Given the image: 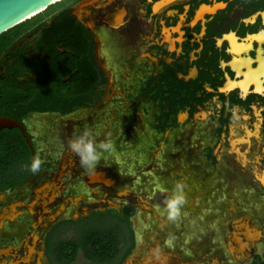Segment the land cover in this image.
Wrapping results in <instances>:
<instances>
[{
    "label": "flooded vegetation",
    "instance_id": "flooded-vegetation-1",
    "mask_svg": "<svg viewBox=\"0 0 264 264\" xmlns=\"http://www.w3.org/2000/svg\"><path fill=\"white\" fill-rule=\"evenodd\" d=\"M88 1L78 0L29 32L15 29L0 51V117L17 120L28 137L17 127L0 129V194L5 196L0 199V216L8 205L7 196L17 203L22 189L31 194L33 183H42L43 172L50 180L51 171L57 174L61 162L60 153L47 141L50 161L42 160L38 172L29 169L19 178L22 164L18 139L10 137L23 139L30 165L33 158L44 154L41 139L45 134L34 127L41 124L38 116L51 118L44 122L51 130L55 120H78L93 111L96 120H85L73 135L96 128L98 142H111L112 136L119 134L124 146H133L128 157H140L141 167L142 160L162 143L171 152H180L179 166L184 168L186 151L182 149L187 138L191 146L198 145L207 176L205 184L202 167L190 158L196 187L205 190L220 182L225 189L224 208L211 225L222 226L226 246L250 247L246 259L238 264H264V76L243 80L248 69L255 70L259 59L264 58V37H259L264 33V0H93V23L85 16ZM60 15L75 18L83 33V46L74 51L55 44L61 51L55 57L48 52L51 39L43 33ZM104 24L118 30L124 68L117 72L127 100H133L130 115L136 116L137 123L122 114L129 116V104L118 109V97L112 94L109 98L114 89L109 83L112 72L99 54ZM63 67L69 73L58 82L56 77ZM105 94L107 103L103 102ZM118 116L125 122L122 128H132L131 139L125 129L118 130ZM140 123L149 132L148 144L144 143L147 136L139 129ZM176 139L181 142L175 144ZM112 158L111 153L103 166L113 165ZM126 210L133 240L136 208L129 199L121 201L119 208L95 209L76 218L73 213L64 216L43 236L47 263L52 264L47 247L55 228L61 227L58 235L62 236L69 223L90 214L124 216ZM33 221L34 216L23 213L12 223L0 219V264H11L16 259L12 248L21 246L22 236L37 232ZM132 240L121 263L129 256Z\"/></svg>",
    "mask_w": 264,
    "mask_h": 264
},
{
    "label": "water",
    "instance_id": "water-1",
    "mask_svg": "<svg viewBox=\"0 0 264 264\" xmlns=\"http://www.w3.org/2000/svg\"><path fill=\"white\" fill-rule=\"evenodd\" d=\"M57 1L60 0H0V34L30 19L44 7L55 4ZM92 2L93 0H89L85 3L87 4L85 16L93 23L96 13L90 4ZM115 29L104 24L100 31L99 42V54L105 62V68L112 72L109 83L114 89L109 98L112 97V94L118 97V109L123 106L128 107L129 104V116L125 112H121L125 119L129 117V121L137 123L136 116L130 115V104L133 100H127L124 94L126 88L121 89L122 82L117 72L124 68L122 63L124 59L120 52L118 30ZM259 37H264V33ZM258 74L264 76V58L259 59V65L255 70L248 69L243 80L247 82L249 79H257ZM106 97L107 94L104 95L103 102L107 103ZM136 104L134 103L133 106L135 107ZM95 113L89 111L87 114L81 115L78 120L71 118L55 120L51 130H47L44 123L47 116L41 115L36 118L41 124L35 123L34 127L42 129L45 134L41 139V148H43L44 154L39 158L50 161V149L46 145L48 141L53 149H57L60 153L61 162H59L57 174L51 171L50 180L45 179L43 172L40 185L33 181L31 194L28 195L25 188L22 189L17 203L12 201L11 196L6 197L8 205L2 209L0 219H8L12 223L15 216L23 213L25 216H34L35 221L33 222L36 223L35 228L37 229L35 234L29 232L26 236H22L20 247L12 248L16 259L11 264H48L41 242L44 234L56 222L71 213H73V218H76L95 209L119 208L121 201L126 199L135 205L136 215L134 226H132L134 236L130 247L132 249L121 264H238L246 259L245 257L251 251L250 247L245 250L246 247H234L231 243L226 246L222 239V226L218 224V227L215 225L213 227L211 225L224 208L225 203L222 202L225 189L220 182H216L213 187L208 186L205 190L203 187H196L197 182L193 178L192 171L193 164L199 167L202 162L197 152L198 145L191 146L190 139L187 138V143L182 149L183 152L186 151L184 168L179 166L180 152H171L162 143L152 150L146 159L142 160L144 167H141L140 157H135V155L133 158L128 157L133 146H124L122 136L114 134L112 143L104 139L100 140V143H111L112 151L104 154L93 175L84 174L78 157L68 146V141L76 128L84 125L85 120H96ZM183 118L184 116L180 115V119ZM47 119L51 120L50 117ZM117 121L119 130L125 125V122L123 123L119 116ZM12 127L19 128L28 139L21 123L5 115L0 117V129ZM92 129L96 130V128ZM122 129L129 133V139H131L132 128ZM139 129L146 133L147 137H145L144 143L151 142L145 125L140 123ZM179 142H181L180 139L175 140V144ZM186 145L188 149L184 150ZM111 153L113 158L110 163L113 165L104 167L103 164ZM190 158L194 160L193 164ZM128 165V170H125ZM201 167L205 174L202 179L206 184L207 171H205V166ZM217 174L222 175V172L218 171ZM188 180L193 183L191 186L188 185ZM176 181H181L185 185L186 201L179 217L175 221H169L160 215V209L164 199L171 195ZM76 190H78V194L75 193ZM26 197L27 201H25ZM0 199H5V196L0 194ZM16 204H19L18 209H15ZM52 205L55 207L51 210ZM133 211H135L134 208ZM72 234L73 227L65 228L61 232L62 237L65 238ZM237 235L239 234L237 233ZM237 235L235 236L237 237ZM250 238L248 240H251ZM15 248L19 249L14 251ZM71 264L92 263L79 253Z\"/></svg>",
    "mask_w": 264,
    "mask_h": 264
},
{
    "label": "trees",
    "instance_id": "trees-1",
    "mask_svg": "<svg viewBox=\"0 0 264 264\" xmlns=\"http://www.w3.org/2000/svg\"><path fill=\"white\" fill-rule=\"evenodd\" d=\"M20 24L0 34V51L10 40L12 31ZM81 31L75 18L61 15L56 17L55 22L43 33L44 37L51 39L48 45L49 54L56 57V54L61 52L56 49L55 44H61L71 50L79 51L80 47L83 46V33ZM68 73L69 70H65L64 67L60 69V74L56 77L58 82H60L61 76ZM10 138L12 140L14 138L18 139L19 158L20 164H22L19 178H23L29 172L27 147L18 135L16 137L12 135ZM128 214L129 210L125 211L124 216L113 212L90 214L76 223L67 225L66 228L73 227V234L68 238L58 235L61 229L60 226L55 228L49 238L47 247V253L52 264H71L76 260L79 253L92 264L121 263L126 253H128L127 250L132 240L127 219Z\"/></svg>",
    "mask_w": 264,
    "mask_h": 264
},
{
    "label": "clouds",
    "instance_id": "clouds-1",
    "mask_svg": "<svg viewBox=\"0 0 264 264\" xmlns=\"http://www.w3.org/2000/svg\"><path fill=\"white\" fill-rule=\"evenodd\" d=\"M97 135L96 130L85 128L73 135L68 141V146L78 157L80 167L86 175H93L104 154L112 151L111 143L98 142ZM41 164V159L33 158L28 167L30 171L36 173L40 170ZM185 201V185L181 181H176L171 195L163 201L160 215L166 217L169 221H175L179 217Z\"/></svg>",
    "mask_w": 264,
    "mask_h": 264
},
{
    "label": "rangeland",
    "instance_id": "rangeland-1",
    "mask_svg": "<svg viewBox=\"0 0 264 264\" xmlns=\"http://www.w3.org/2000/svg\"><path fill=\"white\" fill-rule=\"evenodd\" d=\"M77 1L78 0H60L55 2V4L53 3L44 7L38 14L22 22L19 27L16 28V32H29L34 25L49 21L52 16L73 5L74 3H77Z\"/></svg>",
    "mask_w": 264,
    "mask_h": 264
}]
</instances>
